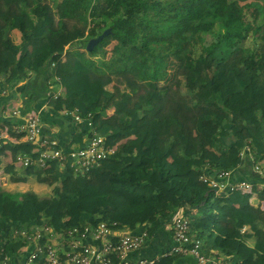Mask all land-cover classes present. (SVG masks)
<instances>
[{
	"label": "trees",
	"instance_id": "1",
	"mask_svg": "<svg viewBox=\"0 0 264 264\" xmlns=\"http://www.w3.org/2000/svg\"><path fill=\"white\" fill-rule=\"evenodd\" d=\"M53 1L0 0V89L10 90L5 102L20 93L21 114L34 108L44 124L59 125L55 134L47 125L45 133L61 147L84 146L97 134L118 150L86 175L60 164L49 170L24 168V179L52 173L53 197L0 188V247L19 250L25 243L14 237L19 228L109 221L118 228L145 225L150 239L168 237V247L157 254L145 257L142 249L135 257L155 259L171 249L173 232L166 225L178 213L189 218L190 234L203 241L206 254L218 252L231 264H264V209L252 203L254 195L264 200V188H258L264 178L245 153L249 146L255 160L264 159V24H257L264 3ZM251 8L255 17L249 21L245 13ZM106 27L110 33L91 50L74 47ZM14 29L22 34L19 44L11 37ZM204 33L210 37L203 38ZM250 33L260 37L258 48L245 46ZM199 39L203 44L197 54ZM113 40L108 56L106 47ZM238 51L242 55L227 62ZM187 56L192 65L180 76L186 93L198 98L195 112L158 86L168 77L172 58ZM211 67H216L214 74H205ZM117 73L128 91L107 88ZM64 109L70 114L63 115ZM76 110L81 122L71 114ZM195 135L205 141L200 149L193 145ZM11 146L14 158L34 149L23 141ZM6 169L14 173L13 167ZM220 171L253 183L252 192L216 196L201 176ZM188 263L199 264L191 255L162 257L158 264Z\"/></svg>",
	"mask_w": 264,
	"mask_h": 264
},
{
	"label": "built area",
	"instance_id": "2",
	"mask_svg": "<svg viewBox=\"0 0 264 264\" xmlns=\"http://www.w3.org/2000/svg\"><path fill=\"white\" fill-rule=\"evenodd\" d=\"M9 91L0 89V104L9 95ZM12 113L15 116L22 115L20 108ZM62 113L70 114L66 109ZM71 114L76 121H82V116L77 110ZM24 117V122H15L14 132L17 137L14 139L10 138L3 128L0 117V151L8 139L34 146L31 154H18L14 158V164L21 168L37 166L49 170L53 164H60L75 175H86L102 161L113 157L118 150V145H109L106 137L97 134H92L84 146L74 144L61 147L62 144L57 138L45 133V124L40 112L27 113ZM245 150V153L252 157L254 172L264 178V159L255 160L249 146ZM234 177L233 171H220L202 175L201 179L210 186L216 196L235 190L252 192L253 183L236 180ZM258 188H264V184H258ZM64 221L58 227H24L15 230L14 237L23 239L25 243L12 253L6 251L3 246L0 247V264H158L162 257L174 255H191L199 264H231L228 258L218 252L209 255L203 251V241L191 236L190 220L182 214L177 213L166 225V229L173 232L174 243L171 249L155 259L132 257L134 252L147 246L151 238L145 225L136 229L118 228L116 222L100 221L97 224L67 227Z\"/></svg>",
	"mask_w": 264,
	"mask_h": 264
},
{
	"label": "rangeland",
	"instance_id": "3",
	"mask_svg": "<svg viewBox=\"0 0 264 264\" xmlns=\"http://www.w3.org/2000/svg\"><path fill=\"white\" fill-rule=\"evenodd\" d=\"M43 3H47L52 5L53 4V0H42ZM253 1V0H249ZM262 2V4L264 3V0H259ZM245 2H242V4H244ZM14 9L19 10L18 6L16 4L13 5ZM255 9L251 8L248 9L245 13V17L247 20L252 21L254 19V13ZM57 20V18H56ZM257 24L261 25L264 24V15L263 14H259L258 19H257ZM217 28H219L217 26ZM99 32V36L97 38H90L89 36H86L85 38H82L80 40V42H76V44L74 45V47H79L81 50L83 51H88V46H89V42L91 40H94V44L96 45L101 38L105 37L107 34L110 33V27H106L105 29H98ZM12 33V32H11ZM210 33H204L203 38L208 39L210 36ZM12 38L15 39V36L13 37L11 35ZM89 38V42H86L85 39ZM16 42V41H15ZM17 43H21L20 41ZM261 43V39L254 37V35L252 33L249 34V37L245 43V46L248 48H258L259 45ZM116 44V40H113L110 42V44L106 47L109 50L108 56L111 54L110 51L112 50L113 46ZM203 44V40L199 39L198 40V45L196 47V52L197 54L200 52L201 50V45ZM242 55V51H238L236 52L233 56H231L227 62H231L232 60L240 57ZM197 55L193 56L192 58H195ZM190 57H186V59L184 61L179 60L178 58H172L170 65H169V75L168 77L163 80V81H159L158 82V86L160 89L162 90H168L170 91L174 96H176L177 98L185 101L192 110H194V112L196 111V108H198V98L197 96H192L186 93V89L184 88L183 84H182V79L180 74L182 73V71L187 67L192 65V61ZM216 70V67H211L207 70V72L205 74H210L211 76L214 74ZM123 77L122 73H117V74H112V78H113V82L108 85L107 87L112 88L113 85L118 84V82L121 81V76ZM21 85L23 83H20ZM20 85V86H21ZM19 86V85H18ZM126 87L125 90H128L129 87L127 86V83L125 85ZM20 94V93H19ZM109 113H112V111H110ZM193 144L196 148L200 149L201 145L205 144L204 139L200 136V135H195L193 138ZM17 174H19V172H17ZM20 174H23V169L22 172ZM16 174H12L11 176H8L7 179L4 178L3 182H0V184H3L5 182V185L3 188L6 189L7 191L13 190V192H16L17 189H20L21 185H16L14 180L16 179ZM32 183H29L32 185V189L35 192L38 193L40 198H51L53 197V192H52V184H54L56 182V178L55 176L50 173V174H44L41 178H32ZM42 180V181H41ZM21 190V189H20ZM19 190V191H20ZM18 191V192H19ZM11 192V191H10ZM60 214L62 216H66V211L61 210Z\"/></svg>",
	"mask_w": 264,
	"mask_h": 264
},
{
	"label": "crops",
	"instance_id": "4",
	"mask_svg": "<svg viewBox=\"0 0 264 264\" xmlns=\"http://www.w3.org/2000/svg\"><path fill=\"white\" fill-rule=\"evenodd\" d=\"M18 8H19V6H18ZM15 10H16V12L18 14L20 13V8H19V10H17V9H15ZM11 35L13 37L15 36V39L13 38L14 42L16 41L15 43H17L19 41L20 42L22 41V34H21V32L18 29H14L12 31ZM17 44H19V43H17ZM120 76H121V74H120ZM115 85L120 86L123 91H128L129 90V89L125 90V88H124V87H126L125 86L126 82H125L123 77L121 78V81L118 82V84H115ZM113 87H114V85L112 86V88ZM107 88L108 89H112L110 87H107ZM19 95L20 94L18 93L17 96H14V98L9 99L6 102H5V99H4L2 101V103L0 104V117H1V121L3 122L2 126L6 130L7 134L10 136V138H12V139L17 137V134L14 132L15 122L22 123V122L25 121L24 115L15 116L12 113L13 110L23 106V100H22V98ZM42 109L45 111V110L48 109V107L45 106ZM36 112H40V111H38V110H36L34 108L29 111V113H36ZM62 114L64 115V113H62ZM47 125H48V128L50 130H52V132L54 134L59 131V128H60L59 125H53L52 126V125H49V124L45 123V128H47ZM127 141H129V139H127ZM11 143H13V141L11 139H8L6 145L0 151V182H3V179L4 178L7 179L8 176H11L12 174L13 175L16 174L17 176H16V179L14 180V182H15L16 185H19V184L21 185V187H20L21 190L17 189L16 192H13V190H10V191L13 192V193H17L19 190H20L19 192H25V191L31 190L32 189V185L29 184V183H32V181H33L32 178L33 177H28V178L24 179V176L22 174H20L22 172V169L24 171V168H20L19 166H16L14 164V156H13ZM248 164H250V163H248ZM9 166L11 168L13 167V172L14 173H10L9 170L7 171L6 168L9 167ZM251 166L253 168V164L252 163H251ZM243 167H246V164L243 165ZM17 172H19V174H17ZM2 185H5V182L3 184H0V188H2L3 190H6V189L3 188L4 186H2ZM252 203L254 205L260 206L262 209H264V200L260 199L258 197V195H254L253 196ZM167 238L165 237V239H163V240L155 239V238L150 239V242L148 243V245L145 248H143L144 250L141 252L142 256H145V253H146V256L147 255L150 256V255L157 254L156 251L158 249H161L162 247H164L166 245L168 247V243L166 242V241H168ZM139 254H140L139 252H134L132 254V257L135 258Z\"/></svg>",
	"mask_w": 264,
	"mask_h": 264
},
{
	"label": "water",
	"instance_id": "5",
	"mask_svg": "<svg viewBox=\"0 0 264 264\" xmlns=\"http://www.w3.org/2000/svg\"><path fill=\"white\" fill-rule=\"evenodd\" d=\"M94 40H91L90 43H89V46H88V49L87 50H91V48L94 46Z\"/></svg>",
	"mask_w": 264,
	"mask_h": 264
},
{
	"label": "bare ground",
	"instance_id": "6",
	"mask_svg": "<svg viewBox=\"0 0 264 264\" xmlns=\"http://www.w3.org/2000/svg\"><path fill=\"white\" fill-rule=\"evenodd\" d=\"M90 43V42H89Z\"/></svg>",
	"mask_w": 264,
	"mask_h": 264
}]
</instances>
